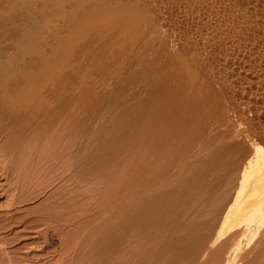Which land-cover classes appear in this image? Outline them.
<instances>
[{
    "label": "bare ground",
    "instance_id": "obj_1",
    "mask_svg": "<svg viewBox=\"0 0 264 264\" xmlns=\"http://www.w3.org/2000/svg\"><path fill=\"white\" fill-rule=\"evenodd\" d=\"M0 170L54 184L24 228L107 204L80 264L264 250V0H0Z\"/></svg>",
    "mask_w": 264,
    "mask_h": 264
},
{
    "label": "rangeland",
    "instance_id": "obj_2",
    "mask_svg": "<svg viewBox=\"0 0 264 264\" xmlns=\"http://www.w3.org/2000/svg\"><path fill=\"white\" fill-rule=\"evenodd\" d=\"M1 171H4V172H1ZM13 174L14 173L11 174V173L5 172V170H0V264H64L65 262L69 263V264H80L77 262L80 259V252H79V247H78L79 246V239H80L79 235H83V232H84L82 230L80 231V229L82 227V229L84 230V228H85L84 226L88 227L91 224L90 227H92V229L95 230L94 234L96 236V231H98L99 227L102 226L100 228L102 230L103 227H108L109 224L112 223V221L114 222V219H112V220L109 219V220H111V223H110V221L108 220V217H106V215H105V213H107V216H108V212H109V210L106 211L107 204L106 205H105V203L102 204L101 202H99V200H97V202L95 201L96 203L93 201L92 202L93 204L91 203V205H90L91 210L88 209L87 210L88 212L86 211V215L84 214L85 218L83 217V213H85V212H82L81 213L82 217L81 216L79 217V215H78V217H75V218H77L76 220L74 218H72L75 222L72 219H70V221H67L66 225H68V224H70V225H68L66 227H64L65 222H66L64 220L62 222V224H61V222L58 224H54V223L51 224L50 223V225L48 223V224H45L46 226H41L39 223H36L32 226L29 222V225L26 226L28 228H24L21 224L16 223V221L13 218L10 220V217L12 216V214L13 213L14 214L20 213V211L23 212L22 211L23 207L24 208L25 207L26 208L27 207H35L40 203H45V201L49 202L50 197L48 198V196H50V192L54 188V186H53L54 184L53 185L47 184L48 182L46 180H44V179H46V177L45 178H43V177H39V178L36 177L35 178L34 176H30V177L27 176L28 179L26 178V180H21L19 177L17 179L18 175H16V174L13 175ZM76 178L79 179V177H75V180H77ZM75 182H77V181H75ZM75 182H74L75 187L73 189L74 190L76 189V196H77L78 194L83 193L82 191L80 193H78V191L85 189V188L82 189L81 187H85L84 184L88 183L89 181H86V180L82 181L81 184H78V183L76 184ZM66 184H68V187L69 186L73 187V182H69ZM64 194L66 196L67 193L64 191L63 196H64ZM257 204H258V198L253 197L251 201L246 203V206L251 211H253L257 207ZM24 208H23V210H24ZM18 209L19 210L21 209V210L19 211ZM249 209H247V210H249ZM101 210H102V212H101ZM103 210H105L106 212L104 213ZM38 211H39V209H32V211L30 212L31 216L30 215L29 216L30 217L33 216V219L38 220L37 218H35V217L39 216ZM103 213H104V215H103ZM109 213H111V211ZM100 216H101V218H97ZM77 220H79V221H77ZM243 220L244 219L238 220L236 222V224L237 225L241 224L243 222ZM5 221H6V223H5ZM35 222H37V221H35ZM35 222L33 221L31 223L33 224ZM70 222H72L73 224L71 225ZM79 222L82 223L83 225H80ZM84 223H86V225ZM11 224L13 226H11ZM38 224L40 227L38 226ZM15 225L16 226L19 225V227L15 228L16 227ZM35 225H37V226H35ZM57 225L61 226L60 227L61 230H59V227ZM62 225H63V228H62ZM88 228H85V230ZM24 229H25V231H24ZM92 229H91V231H93ZM78 231H80V233H82V234H80V233L78 234ZM15 232H17V233H15ZM60 232L63 235H61ZM85 235H83V236H85ZM90 236L93 239V236L92 235H90ZM90 236L88 237V239L86 238L87 236H85V238L87 240L83 238L84 239L83 241L87 242L89 240ZM242 236L244 237V235H242ZM242 236L240 238V242L242 241ZM60 237H62V238H60ZM59 239H61V242H60L61 245L58 243V241H60ZM254 240H255V238L252 240V244L254 243ZM83 243H85V242H83ZM72 247H74V248H72ZM258 247H260V246H258ZM258 247H257L256 251H254L255 254L253 253L254 257L252 256V254H248L244 257V258L247 257L246 262H245L244 261L245 259L243 258L241 251H240V253L238 252L236 256H234L233 255V252H234L233 249L230 248L225 243V245L223 247L224 248L223 251H221L217 255H215V259L217 261V264H255V262L254 263H247V261H249V259L252 260V258H253V260L255 259V261L259 260L260 256L258 257V255H261V254H259L257 252H258V250L260 251V249L263 250V248H261V247L258 248ZM255 248H256V246H255ZM60 252L64 253L62 255V256H64V257H62L63 260L61 259V261H60V258H61ZM261 252L262 251H260V253ZM256 253H257L258 258L256 257ZM249 255H251V256H249ZM68 257H70L71 259L69 258V260H68ZM248 257H249V259H248ZM261 259L259 260L261 262L260 264H263L264 263V260H263L264 257H261ZM70 260H71V262H70ZM72 261H73V263H72ZM259 261H258V263H259ZM117 264H119V263H117ZM256 264H257V262H256Z\"/></svg>",
    "mask_w": 264,
    "mask_h": 264
}]
</instances>
